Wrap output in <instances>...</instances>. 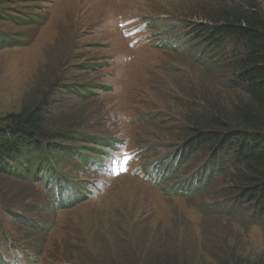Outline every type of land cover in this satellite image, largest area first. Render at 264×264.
<instances>
[{
	"label": "rangeland",
	"instance_id": "374dc122",
	"mask_svg": "<svg viewBox=\"0 0 264 264\" xmlns=\"http://www.w3.org/2000/svg\"><path fill=\"white\" fill-rule=\"evenodd\" d=\"M1 1L9 12L0 19V41L14 45L0 44V116L19 111L58 77L83 94L62 96L54 107L59 123L78 121L75 136L90 139L69 142L65 154L36 157L38 169L59 160L58 172L87 192L58 212L40 209L48 195L26 175L1 180L0 192L17 202L0 210L8 240L47 264H150L164 251L183 264L264 262V214L233 195L234 167L225 153L203 148L180 167L175 156L187 149L188 117L206 119L213 104L227 112L242 96L227 85L230 59L240 51L233 42L211 54L206 41L190 40L188 25L216 11L218 0ZM149 33L176 38V47L145 43ZM119 141L136 152L133 167L165 154L178 177H203L205 184L189 197L168 195L136 174L96 176L75 154L94 155L102 142Z\"/></svg>",
	"mask_w": 264,
	"mask_h": 264
},
{
	"label": "trees",
	"instance_id": "16d2710c",
	"mask_svg": "<svg viewBox=\"0 0 264 264\" xmlns=\"http://www.w3.org/2000/svg\"><path fill=\"white\" fill-rule=\"evenodd\" d=\"M6 2L0 0V19H6L8 16L9 8L6 7ZM216 2V11L206 13L203 21L188 25L190 40L206 41L210 45L208 50L211 54L222 50L220 46L224 40L233 42V52H236V49L240 51L232 54L230 59L232 77L227 85L229 89L240 90L242 96L227 112L221 111L217 104H213V113L206 119H184V140L187 149L180 150L175 156L179 159L177 164H182L203 148H207L209 153H225L228 158L227 165L234 167L235 186L231 187L236 189L233 195L245 203H250L259 213L264 214V11L258 0ZM24 23L26 24V21L20 24ZM75 84L61 82L60 78L55 77L51 82H47L45 88L37 90V94L25 102L19 111L0 116V183L6 178L22 180L26 175L33 186L48 195V206L45 203L38 204L40 209L47 212L51 210L55 213L71 206L80 200L79 196L87 193L70 182L68 176H62L58 172L59 160L50 158L47 163L42 161L43 167L37 168L42 165L37 164L38 154H65L67 146L71 145L69 142H90V139L82 134L75 136L77 129H74V124L78 121L65 119V125L60 124L58 120L61 116L54 112V107L59 105L64 94L83 95ZM102 143L105 148L97 147L94 149V155L87 157L75 149L77 157L81 161L86 159L85 163L89 164L96 176L99 173L94 167L97 163L106 162L109 158L106 152L114 148V142ZM30 167L37 168V173L32 176L30 172L27 173ZM201 179L200 183L205 184V179ZM6 197L8 196L0 192V210L3 208L9 211V207L17 205L16 201L6 200ZM10 214L17 217L14 212ZM14 241L15 238L8 240L0 231V264H47L37 254L31 251L27 254L24 247L15 245ZM5 243L8 247L4 246ZM150 264L183 263L177 262L175 254L164 251L154 257ZM235 264L264 262L238 260Z\"/></svg>",
	"mask_w": 264,
	"mask_h": 264
},
{
	"label": "bare ground",
	"instance_id": "6f19581e",
	"mask_svg": "<svg viewBox=\"0 0 264 264\" xmlns=\"http://www.w3.org/2000/svg\"><path fill=\"white\" fill-rule=\"evenodd\" d=\"M71 1H73V0H71ZM76 1V0H75ZM68 6V5H67ZM70 15V14H69ZM25 65V64H24Z\"/></svg>",
	"mask_w": 264,
	"mask_h": 264
}]
</instances>
